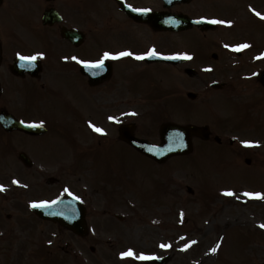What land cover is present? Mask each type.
Masks as SVG:
<instances>
[{
  "label": "rangeland",
  "instance_id": "obj_1",
  "mask_svg": "<svg viewBox=\"0 0 264 264\" xmlns=\"http://www.w3.org/2000/svg\"><path fill=\"white\" fill-rule=\"evenodd\" d=\"M16 7H18L17 3ZM16 7H9L4 13H2L3 11L0 12V27L3 29V31L0 29V35L10 36L18 30L23 32L19 22L27 20L28 12L32 17L36 15L35 9L27 8L25 3L24 7L19 8L20 12H16ZM114 12L117 11L114 9ZM18 13L22 16V19L19 18ZM115 16H120V14H115ZM120 17L118 19L113 17L111 24L107 27L110 30H106V33L119 38L124 36V41L119 40L112 43L114 47H131L125 41H128L132 36L142 38L147 31L143 27H133L124 19V16L123 19ZM37 43L36 38L33 39V42L31 40L13 41L12 48L30 51L34 49L33 46ZM164 67L168 70V73L159 71V77L162 73H166L160 81V86L166 90L165 95L169 96L172 84L176 82L178 86L180 79L183 78L179 72H174L173 67L160 65V68ZM172 75L173 77H171ZM206 77H209V79L217 78L226 82L237 80L236 78L233 79V73L224 74V76L209 75ZM58 80L59 83L56 86H51L49 91L32 88L31 92L34 100L32 114L45 116L51 121H56L58 126L64 129L65 137L68 138L70 134L75 133L76 97L83 95L86 86L81 76L76 74L63 80L59 77ZM244 87L243 91L246 92L244 96L248 97L247 92L252 91L251 82L245 84ZM28 91L27 88L20 86V88L13 91L11 98L15 101L24 100L28 97ZM11 92L12 90H10ZM40 100L43 101V109H36L35 106ZM206 101L204 108L210 110L211 105H215V103ZM228 105L227 102L224 107ZM141 106L158 107L159 105L148 103ZM252 112L255 120L259 119L262 113L261 111L257 112V109H252ZM64 116H69V120L64 119ZM191 117L196 118L195 115ZM235 118L237 119L235 122L244 123L246 121V125L252 123V119H246L243 115ZM262 123H264V120ZM153 129L154 125L151 128H146L145 132L152 135L151 131ZM243 134H245L242 135L243 138H250L252 142L258 138L249 129L244 131ZM257 134L261 135V132L258 131L255 135ZM59 137L58 134H55L54 137L49 139V148L45 152L50 153L52 150L54 154L66 159L64 160L66 166L71 165V159H76L75 148L69 145L70 143L68 144L67 138L61 141ZM153 139H155V136ZM200 144L201 142L196 144L191 155L172 158L165 164V167L161 166V168H156L153 161L125 144L120 142L115 144L116 152L120 157H116L114 153H111V158L108 156L107 159L109 165L117 171L111 168L106 172L104 171L103 175L109 180L117 179L116 176L118 175L117 172L120 173V166L117 167L112 163V160L116 161L117 164L122 161L123 163L120 165L125 167L124 186H121L120 183H112L110 187L103 180L99 184L98 181L92 179L96 190L91 189V192L95 193L96 200H93L94 203L102 207L112 204L109 200L113 192L111 191L112 188L117 190L119 194L123 193L125 200L118 198L116 207L119 208L117 211L124 212L128 220L124 222V226L121 225V222L114 223L108 226L107 230H104L101 228L106 227L104 218L94 216L97 233L93 235H98L103 240H114L116 238L112 246L107 242L98 246V251L101 250V254L108 256V258L110 256H121V249H124L125 252L131 249L137 255L159 252V254L170 255L171 261L167 264H262L264 262V228L259 229L260 225L264 224V199L257 198L258 200L255 202L254 199H250L251 197L244 195L246 192L264 194V148L260 150L258 147H254L253 143L245 149L218 151L210 146L198 148ZM1 157L5 156L0 154ZM247 158L251 159L249 165L245 162ZM5 169L6 166L2 162L0 164V175ZM49 171L51 170L49 169ZM77 171L78 169H75V167L69 169L64 172V177L77 178L73 174ZM169 176L171 177L169 178ZM81 179H86L85 174L83 175L82 172ZM81 179L80 181L83 182ZM121 180L123 181V178ZM187 186L194 189L193 194L190 195L186 189ZM243 188L260 190L249 191ZM159 190L160 194H158ZM228 191H231L233 195H227L226 192ZM239 199H242V201ZM5 205L2 208L3 213L11 211L10 205ZM128 209H134V211H128ZM224 233L227 236H223ZM65 234L66 236L69 235L68 233ZM242 234H245L246 237L243 238ZM221 235L219 247L225 249L223 257L215 261L216 251L213 252L211 249L216 248ZM94 238L95 236L91 237V239ZM91 241L80 238L81 251L85 252L83 255L92 256L89 253V245L93 244V241ZM5 244L6 242L1 243V245ZM161 244H167L170 247L163 248ZM185 245H188V247L185 248ZM16 249L18 248H14L13 252ZM2 250L7 253L5 256L9 259L8 262L5 261V264H15L16 260L10 259L9 250L5 246ZM34 250L33 246L28 249L27 260L24 264H35L34 261H30L37 258V253ZM32 251L33 254H31ZM42 257L46 258L47 254L43 253ZM126 258L132 260L135 257ZM94 259L100 262L99 256H94ZM115 262L113 261L114 264ZM42 264H46V262ZM126 264L133 263L129 260Z\"/></svg>",
  "mask_w": 264,
  "mask_h": 264
},
{
  "label": "flooded vegetation",
  "instance_id": "obj_2",
  "mask_svg": "<svg viewBox=\"0 0 264 264\" xmlns=\"http://www.w3.org/2000/svg\"><path fill=\"white\" fill-rule=\"evenodd\" d=\"M170 2L171 5L168 7L164 0H24L27 8L35 9L36 15L32 17L28 12L27 20L19 22L23 32L15 33V35L18 38L24 36L32 42L34 38L37 39L38 43L33 46L34 50L28 53L30 56L43 53V56L39 57L41 63L38 59L31 64H26L24 74L27 79L26 86L33 88L36 84L43 85L59 73L66 74L67 77L74 74L81 76L85 82L86 91L84 96L76 97V109L80 117H77L78 121H82L86 127L89 126L87 121L90 118L80 112L82 104H98L100 120L107 118L110 122H112L110 117L121 112L123 108L125 112H128L130 109L138 108L135 106L148 103L165 105L169 113L167 116L171 112L173 114L179 112L177 105L181 114H184V110H188L187 104L184 105L178 101L187 100L189 91L193 87L197 88L195 99L200 101L201 106H206V100L215 103L207 112L210 115L218 111L225 113L222 105L229 94H232L234 102L238 104L251 103L253 100L251 92H247L248 97L244 96L246 92L243 89L247 84L246 81H228L219 86L212 84L206 76L258 73L264 70V0H173ZM18 4L23 5L22 2ZM124 4L131 5L133 8L150 9L152 12L166 11L172 15H185L190 19L223 20L231 21V23L238 21L240 27L235 33H224L218 29L219 25L227 23H213L214 27L211 29L192 26L178 32L160 31L154 29L148 22H137L129 18L122 9ZM51 8L58 11L61 15L60 20H55L48 15L44 21L45 12ZM114 9L117 12H114ZM113 12L120 14L121 17L113 15ZM256 12L261 15H256ZM123 16L133 27H143L147 33H144L142 38L132 36L125 41L131 47H114L112 43L124 41V36L122 38L111 36L106 33V30H110L107 27L111 24L113 17L123 19ZM19 18L22 19V16L20 15ZM74 29L83 30V33L71 32ZM230 42L235 47L243 44H247L248 47L240 52L228 53L226 49L232 51L226 47V45H232ZM153 48L157 52L187 53L191 56V59L170 64L174 72H179L183 79H180L178 86L176 82L172 84L169 96L165 95L164 88L155 86L159 63L152 59L138 61L134 58ZM124 51L134 55L106 59L103 67H99V70L92 75V81H89L90 77L81 71L83 63L80 61L94 62L100 60L105 52L115 54ZM257 54H260L259 58ZM2 63L3 59L1 65ZM188 68H194L198 76L188 74ZM199 73H201L200 76ZM52 81L55 82V80ZM147 84L149 86L145 87ZM252 88L255 89L257 86ZM31 100L32 97L26 100L24 106L26 112L32 104ZM88 110L87 108L86 111ZM52 132L53 129L49 128L47 133L41 135L20 134L26 137L25 146L29 161L7 162L8 165L21 166L26 170V189L30 196L38 195L48 202L50 195L63 193V189H60L63 178L57 177L56 174L50 175L49 169H57L58 173L61 172L60 168H64L62 164L65 159L54 154L52 150L50 153L45 152L49 148V139L54 137V135L50 136ZM80 163V161L76 162L77 165ZM72 182L79 183V180ZM17 211L20 213L6 215L8 225L10 226L11 217L14 221L12 232L15 238L22 239L25 243L29 235L39 234L36 226L42 220L26 208L25 210L17 209ZM59 247L63 249L62 245ZM78 259L73 257L75 264H79Z\"/></svg>",
  "mask_w": 264,
  "mask_h": 264
},
{
  "label": "snow or ice",
  "instance_id": "obj_3",
  "mask_svg": "<svg viewBox=\"0 0 264 264\" xmlns=\"http://www.w3.org/2000/svg\"><path fill=\"white\" fill-rule=\"evenodd\" d=\"M129 7H131V5H129ZM136 11L138 12H148L150 11V9H136ZM255 11V10H254ZM256 15L260 16L261 13L259 12H256ZM213 23H231V21H223V20H213L212 21ZM248 47L247 44H243V45H238L236 46L237 50L239 49H242V48H246ZM130 55H134L133 53L131 52H128V51H124V52H119V53H109V52H105L103 57L100 59V60H97V61H80V63H83L87 66H90V67H103L104 65V61L108 58H113V59H118L120 57H123V56H130ZM155 55H160V53H158L155 48L151 49L150 51L144 53V54H138L135 56L136 59H144L146 56H155ZM43 56V53H37L36 55H33V56H21V59L24 60V61H28L29 64H31V62L35 61L36 59H38L39 57ZM171 59H191V56L187 53H177L176 55L174 56H171L169 57ZM73 59H76L75 57H73ZM110 119H117L115 117H110ZM93 127V129L97 132H103L104 130L102 128H99L95 125H91ZM242 143H244L245 145L247 146H251L254 142L252 141H242ZM255 143H258V142H255ZM15 183H19L18 181H14ZM4 189V185H0V190H3ZM227 195H233V193L231 191H228L226 192ZM245 196H249V197H256V198H261V199H264V194L262 193H251V192H246L244 193ZM77 199H79V197H77ZM48 202L45 201V202H41L39 204L37 203H33L32 206L33 207H42L44 204H47ZM262 228H264V224H261L260 225ZM193 243H195V241H193ZM161 247L163 248H167V247H170V245H167V244H161ZM188 245H185V248H187ZM217 247H219V245H217ZM217 250V248H213L211 249V251L215 252ZM121 256L122 257H135L136 259L138 260H144V261H149V260H153V259H159V257H155L153 255H148V254H144V253H140L139 255L135 254L133 252V250L129 249L128 251L126 252H123L121 253Z\"/></svg>",
  "mask_w": 264,
  "mask_h": 264
},
{
  "label": "water",
  "instance_id": "obj_4",
  "mask_svg": "<svg viewBox=\"0 0 264 264\" xmlns=\"http://www.w3.org/2000/svg\"><path fill=\"white\" fill-rule=\"evenodd\" d=\"M161 19H163L162 16H159ZM143 19V18H141ZM157 27H160V28H165V29H173L175 28L174 27V24L169 21V22H159V20L157 21ZM182 130L185 132V134L182 135V140L181 142H179L178 144L174 145L173 142H175V138H171V137H168V142L169 143H165V145L162 147V149H160L159 151H162V152H158L156 150H151L149 148H145L146 149V153H148L149 155H152L153 157H160V158H165L167 157L168 155H171V154H174V153H178V152H181L182 150H187V146H189V135L191 132H198L200 129L196 128V127H183ZM130 140V139H128ZM131 141V140H130ZM133 142V141H132ZM134 144H136L135 142H133ZM188 143V145H187ZM138 146V145H137ZM140 147V146H138ZM141 148V147H140ZM143 150V148H141ZM160 158H157V159H160ZM82 221H83V217H82ZM72 223V222H71ZM82 233V231H81Z\"/></svg>",
  "mask_w": 264,
  "mask_h": 264
}]
</instances>
